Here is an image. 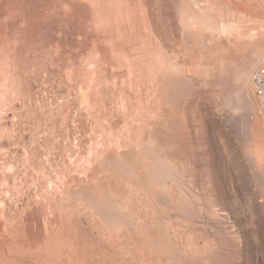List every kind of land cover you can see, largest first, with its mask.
<instances>
[{"label": "rangeland", "instance_id": "rangeland-1", "mask_svg": "<svg viewBox=\"0 0 264 264\" xmlns=\"http://www.w3.org/2000/svg\"><path fill=\"white\" fill-rule=\"evenodd\" d=\"M262 70L264 0H0L1 258L264 264Z\"/></svg>", "mask_w": 264, "mask_h": 264}, {"label": "built area", "instance_id": "built-area-1", "mask_svg": "<svg viewBox=\"0 0 264 264\" xmlns=\"http://www.w3.org/2000/svg\"><path fill=\"white\" fill-rule=\"evenodd\" d=\"M251 81L257 93L259 109L264 112V70L255 71L251 77Z\"/></svg>", "mask_w": 264, "mask_h": 264}, {"label": "bare ground", "instance_id": "bare-ground-1", "mask_svg": "<svg viewBox=\"0 0 264 264\" xmlns=\"http://www.w3.org/2000/svg\"><path fill=\"white\" fill-rule=\"evenodd\" d=\"M12 4H13V3H12ZM5 17H6V16H5ZM9 17H10V16H9ZM2 26H3V25H2ZM4 31H5V29H4ZM13 31H14V30H13ZM2 33H3V32H2ZM3 257H4V256H3ZM15 258H16V257H15ZM15 258H14V259H15ZM7 261H8V260L6 259V257H5V258H1V255H0V264H8ZM9 261H10V259H9ZM11 261H13V260H11ZM11 261H10V262H11ZM14 262H15V261H14ZM12 264H13V263H12ZM15 264H16V263H15Z\"/></svg>", "mask_w": 264, "mask_h": 264}]
</instances>
